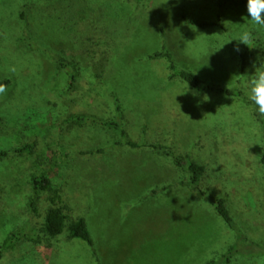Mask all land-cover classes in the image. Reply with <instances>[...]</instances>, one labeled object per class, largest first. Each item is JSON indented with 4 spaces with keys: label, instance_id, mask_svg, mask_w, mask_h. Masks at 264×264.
<instances>
[{
    "label": "rangeland",
    "instance_id": "obj_1",
    "mask_svg": "<svg viewBox=\"0 0 264 264\" xmlns=\"http://www.w3.org/2000/svg\"><path fill=\"white\" fill-rule=\"evenodd\" d=\"M245 4H226L219 17L220 0H0V81L18 80L0 94V246L28 216L34 170L50 174L70 220L85 216L94 240L90 247L66 231L4 251L0 264H205L237 239L209 195L226 197L241 229L264 245V117L247 95L192 88L174 75L167 57L150 56L166 51L177 69L192 70L203 83L245 93L248 76L264 67V53H256L240 68L247 45L234 38L252 31L264 48V27L252 24ZM181 14L219 24L200 28ZM93 27L103 33L84 50L99 52L110 42L107 62L97 68L79 44ZM59 60L77 63L78 91L65 94L70 73L59 69ZM114 94L130 138L141 141L142 124L162 125L176 153L207 165L200 185L207 195L170 161L171 176H122L158 152L125 145L111 158V142L120 138L114 129H65L71 111L113 117L107 113L114 98L106 99ZM154 141L149 130L146 142ZM94 142L105 146L103 154L85 151ZM27 144L32 153L15 152ZM229 264H264V256L238 255Z\"/></svg>",
    "mask_w": 264,
    "mask_h": 264
},
{
    "label": "trees",
    "instance_id": "obj_2",
    "mask_svg": "<svg viewBox=\"0 0 264 264\" xmlns=\"http://www.w3.org/2000/svg\"><path fill=\"white\" fill-rule=\"evenodd\" d=\"M135 2H139L141 0H132ZM230 3H246V0H220V12L219 17L222 15L223 10L226 7V4ZM181 16L193 24V26H197L200 28H206L213 25H218L219 22L212 21L206 22L202 20H195L187 16L186 14H181ZM99 31V30H98ZM96 28L93 27L92 33H90L89 37L82 38L80 44V49H83L84 43H91L94 45L98 40L99 34ZM24 39L33 47L35 44L30 42L29 37H24ZM102 42V41H101ZM110 42L107 40L105 48L100 50L99 52L96 50H88L85 48V52L88 51L89 57L91 59L93 68H97L100 60L103 62H107L109 50L107 45ZM260 37L257 33H253V41L251 47L248 45L244 49V51L240 52V68L241 71L244 72L248 65V59L256 54V53H264V48L262 46ZM104 44V43H103ZM102 45V43H101ZM152 58L165 56L168 58L170 62V67L174 71V75L183 79L188 85L192 88L203 92L212 93L217 91L218 93H225L230 96H237L246 98V94L242 89L239 88H230V87H220L214 86L210 84H205L202 82L201 78L195 72L188 70H179L177 69L175 62L171 58L170 54L166 51L155 52L150 55ZM59 69H68L70 73V87L65 91V94L70 92L78 91L75 90L78 81L79 68L77 67L76 62H67L64 60L58 61ZM99 68V67H98ZM0 84L5 86L18 84V80L13 78L12 76H8L6 79L0 81ZM95 88H91L90 92L92 93ZM114 98V106H112L113 112L107 113L109 116L106 117L101 116L95 113H73L72 111L67 114V117L63 120V124L66 126L65 129L70 132L72 130L78 129V127L82 128L84 126H89L88 129L93 130V132H97L99 130L108 129L116 130L120 138L118 140L113 139L111 145H120L125 144L132 148H151L158 153L165 154L172 158L173 162L177 166V168L185 172L189 175L188 180H184L189 182L200 191V194L207 195V192L201 188V181L204 180V176L207 172V165L205 163H200L196 160H193L189 155H182L176 153L168 144L164 143H149L146 140L136 141L130 138L126 127H124L123 119L125 118L124 111L122 109V105L120 103V99L113 95V97L106 99L107 101ZM93 102V101H92ZM111 110V111H112ZM93 127V128H90ZM147 128L144 129V134H146ZM105 146L103 144H99L97 147L89 148L87 151L91 155H99L103 154L105 151ZM33 145L27 144L22 148L15 150V152L20 153H32ZM85 151H82V154H85ZM3 156H8L9 151H3ZM1 155V156H2ZM262 162L264 164V156L262 157ZM35 169V168H34ZM30 185H31V196L29 198L27 217L24 221L19 223L15 228H13L10 232L6 234V237L1 242L0 246V259L2 253L7 250L19 251L26 242L34 243V244H43L46 240L50 241L55 238H59L67 231V236L69 239L80 238L86 241L90 247L94 246V240L91 234V231L88 226V221L85 216H77L70 220V216L66 212V203L61 192L60 187L54 185V182L46 171L37 172V170L30 174ZM210 200L215 206L219 215L226 221V223L236 231L237 239L236 241L228 247V249L222 254L218 259H212L205 264H229L232 259L238 255L248 256V257H259L264 256V245L255 241L249 235L241 229L238 224V221L232 211L230 210L227 202V198L223 196H214L209 195ZM94 255H97L95 249L93 250Z\"/></svg>",
    "mask_w": 264,
    "mask_h": 264
},
{
    "label": "clouds",
    "instance_id": "obj_3",
    "mask_svg": "<svg viewBox=\"0 0 264 264\" xmlns=\"http://www.w3.org/2000/svg\"><path fill=\"white\" fill-rule=\"evenodd\" d=\"M245 7L246 16L252 24L256 27H264V0H246ZM234 39L251 47L253 33L252 31H244ZM237 50L239 49L237 48ZM12 71L14 72L15 69L13 68ZM244 90L248 100L255 105V112L264 117V67H257L255 72L248 76ZM6 91V86L0 84V94Z\"/></svg>",
    "mask_w": 264,
    "mask_h": 264
},
{
    "label": "crops",
    "instance_id": "obj_4",
    "mask_svg": "<svg viewBox=\"0 0 264 264\" xmlns=\"http://www.w3.org/2000/svg\"><path fill=\"white\" fill-rule=\"evenodd\" d=\"M145 127L147 128V131H146V134H144V129H145ZM141 129H142V132L140 133V134H142V139H141V141H143V140H146L147 141V138H148V132H149V130H152V131H154L155 133H156V138L157 139H159V141H154V142H152V143H166V144H168L167 143V140H166V137H167V133H166V130H165V127L164 126H162V125H159V126H157V127H154V126H151V125H145V124H142V127H141ZM116 140H118V139H116ZM137 141V140H136ZM169 143H170V141H169ZM99 144H101V143H99ZM98 144V145H99ZM97 145V143H92V145L90 146V148H92V147H97L98 146ZM110 147H112V148H115V150H113V152H112V155H111V158H113V155H114V153H115V151L118 149V150H120V149H123V152H125V149H126V146H125V144H120V145H110ZM118 147H121V148H118ZM143 148V147H142ZM142 148H138V149H142ZM145 148H148V147H145ZM151 153H153L152 154V156H151V159H148V158H146L145 159V157H143V163L144 164H139L138 165V169L136 168V167H134V168H132V167H129V168H127V169H124V171L121 173V175L122 176H124V177H127V176H130V177H141L142 176V174L143 173H147V172H153L154 173V175L155 176H164V175H166V176H171V174H169V172H170V170H168L169 172H167V173H165V168L166 167H168L169 165L168 164H166V161H170V162H172V164H174V166L176 167V169L178 170V171H180L178 168H177V166L175 165V163L173 162V160H172V158L170 157V159L168 160V158H169V156H168V158L167 159H165L164 158V155L165 154H162V153H154V152H152V150H151ZM139 157V156H138ZM114 159V158H113ZM159 161V164H155V161ZM151 161H153V164H149ZM146 164V165H145ZM141 167V168H140ZM119 170L118 171H120L121 169H122V165H121V167H120V165H119V168H118ZM139 169H141L142 171H139ZM167 169V168H166ZM159 170L161 171V173L159 172ZM183 175H186V173L185 172H182V171H180ZM184 177H186V176H184ZM168 186H170L171 187V185L170 184H167ZM181 214V209H174L173 210V214ZM182 214H185V211H183L182 212Z\"/></svg>",
    "mask_w": 264,
    "mask_h": 264
}]
</instances>
